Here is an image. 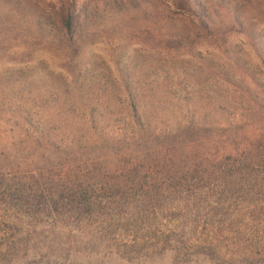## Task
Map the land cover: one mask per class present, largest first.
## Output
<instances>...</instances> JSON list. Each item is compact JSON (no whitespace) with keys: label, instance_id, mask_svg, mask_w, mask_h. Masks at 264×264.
Segmentation results:
<instances>
[{"label":"trees","instance_id":"trees-1","mask_svg":"<svg viewBox=\"0 0 264 264\" xmlns=\"http://www.w3.org/2000/svg\"><path fill=\"white\" fill-rule=\"evenodd\" d=\"M252 8L264 10V0H0V202L55 227L108 231L113 212L138 222L168 199L231 190L252 173L264 185V31H247ZM107 31L124 33L127 50L88 53ZM235 38L249 51L230 45ZM16 41L57 58L36 62L12 50ZM200 44L216 51L203 55ZM30 69L50 73L27 82ZM154 70L177 89L181 117L172 123L161 121V94L145 83ZM186 76L203 87L195 101ZM127 237L124 247L139 245ZM165 238L164 247L176 243ZM174 252L140 262L107 248L60 261L172 264ZM185 264L214 263L196 252Z\"/></svg>","mask_w":264,"mask_h":264},{"label":"rangeland","instance_id":"rangeland-1","mask_svg":"<svg viewBox=\"0 0 264 264\" xmlns=\"http://www.w3.org/2000/svg\"><path fill=\"white\" fill-rule=\"evenodd\" d=\"M21 1L28 3L31 0ZM85 1L92 4L96 2ZM243 22L248 32L264 31V10H246ZM136 26L137 29L142 28L140 23ZM128 42L124 33L107 31L94 39L93 46L87 52L102 54L106 59H111L114 51L127 50ZM27 44L16 41L12 50L18 54L31 52L36 62L57 58L56 54L46 49ZM230 45H242L243 51H249L248 46L239 38L232 39ZM196 48L203 55L207 51H216L208 44H200ZM39 70L30 69L27 82L35 81L40 74L50 73L49 69L45 73ZM145 74L149 76L145 82L148 89L158 90L161 94L159 98L166 110L161 121L172 123L179 119L181 116L172 110L176 103L171 101L173 95L178 93L176 87L172 86L171 81L170 85L165 82L162 73L156 70ZM51 80L46 82L49 87L44 92L50 89ZM183 80L187 82L185 91H190L189 98L192 96L194 100L193 95L203 91V87L189 81V76ZM35 84L31 82V86L35 87ZM14 94L16 99L20 97L17 90H14ZM46 105V114L50 116V112L55 110V103L47 100ZM215 119L231 118L218 115ZM260 178L259 173H252L249 182L236 184V188L231 190L213 187L208 192H197L188 198L168 199L166 204L161 205V212L155 207L154 210L159 212L148 213L143 220L144 216L139 217L138 222L134 218L123 221L120 219L123 214L113 212L114 220L108 231H101L93 222L83 224L79 229L73 223L69 229L55 227L51 220H30L17 215L0 202V264H72L63 263L60 257L74 253L75 257L81 258L107 248L116 250L125 258L143 262L157 259L164 249L173 247L176 252L172 264H185L195 258L196 252L207 253L214 264H264V185ZM116 218L122 222H117ZM128 235L137 236L139 245L124 247L125 242L130 241ZM166 236H170L169 239H174L176 243L170 241L165 247L161 245L162 241H166Z\"/></svg>","mask_w":264,"mask_h":264}]
</instances>
